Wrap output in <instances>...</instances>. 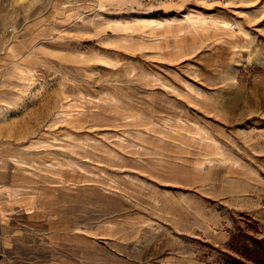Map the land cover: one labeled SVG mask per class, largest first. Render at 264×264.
<instances>
[{
	"label": "rangeland",
	"instance_id": "obj_1",
	"mask_svg": "<svg viewBox=\"0 0 264 264\" xmlns=\"http://www.w3.org/2000/svg\"><path fill=\"white\" fill-rule=\"evenodd\" d=\"M251 238L264 0H0V264H264Z\"/></svg>",
	"mask_w": 264,
	"mask_h": 264
},
{
	"label": "trees",
	"instance_id": "obj_2",
	"mask_svg": "<svg viewBox=\"0 0 264 264\" xmlns=\"http://www.w3.org/2000/svg\"><path fill=\"white\" fill-rule=\"evenodd\" d=\"M250 240H253V242L255 243V245H256V249L253 251L250 247H248V245H244L243 246V248L245 249V250H243V252H242V254L244 253L245 255H243V256H245L247 259H249V260H253L254 258L256 259V261H258V259H259V252H258V250L261 248V250L263 251L264 250V247H261L260 245L262 244V242H263V240H258V239H255V238H251ZM260 247V248H259ZM240 252V253H241ZM245 252H247V253H245ZM252 253V256L250 257V255H248L249 253ZM230 256V255H229ZM242 256V257H243ZM231 257V259H232V261L234 262V264H248L247 262H245V261H243V260H241L240 258H238V257H235V256H230Z\"/></svg>",
	"mask_w": 264,
	"mask_h": 264
},
{
	"label": "built area",
	"instance_id": "obj_3",
	"mask_svg": "<svg viewBox=\"0 0 264 264\" xmlns=\"http://www.w3.org/2000/svg\"><path fill=\"white\" fill-rule=\"evenodd\" d=\"M128 5H132L133 0H125ZM136 1H141L146 4H172V3H181V2H194V1H207V2H220V1H234V0H136Z\"/></svg>",
	"mask_w": 264,
	"mask_h": 264
},
{
	"label": "bare ground",
	"instance_id": "obj_4",
	"mask_svg": "<svg viewBox=\"0 0 264 264\" xmlns=\"http://www.w3.org/2000/svg\"><path fill=\"white\" fill-rule=\"evenodd\" d=\"M204 3V2H203Z\"/></svg>",
	"mask_w": 264,
	"mask_h": 264
}]
</instances>
